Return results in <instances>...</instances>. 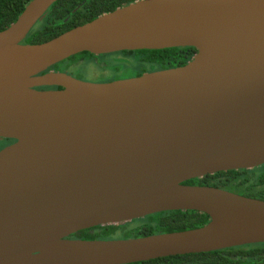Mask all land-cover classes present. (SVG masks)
Returning a JSON list of instances; mask_svg holds the SVG:
<instances>
[{"label": "water", "instance_id": "1", "mask_svg": "<svg viewBox=\"0 0 264 264\" xmlns=\"http://www.w3.org/2000/svg\"><path fill=\"white\" fill-rule=\"evenodd\" d=\"M56 1L31 0L0 32V140L13 141L0 149V264H136L263 244L264 201L184 183L264 165V0H138L22 44ZM186 47L196 53L184 66L109 83L41 74L82 53ZM175 211L209 222L69 239Z\"/></svg>", "mask_w": 264, "mask_h": 264}, {"label": "trees", "instance_id": "2", "mask_svg": "<svg viewBox=\"0 0 264 264\" xmlns=\"http://www.w3.org/2000/svg\"><path fill=\"white\" fill-rule=\"evenodd\" d=\"M31 0H0V32L8 28L22 13ZM138 0H57L35 24L29 34L21 42L26 45H35L48 42L57 36L83 24L98 16L112 12L124 5ZM73 14L72 11L80 6ZM71 14V15H70ZM68 18L66 21L65 19ZM196 53L194 48H171L155 51H126L109 55L94 56L82 53L64 60L50 70L65 73L82 79L74 66L94 62L98 57L104 60V69L115 70L113 79L100 80L110 82L125 79L118 75L119 69H132V77L144 73L173 69L184 66ZM116 56V57H113ZM40 74V75H41ZM131 78V77H129ZM104 80V81H103ZM55 88L56 87H50ZM49 88V89H50ZM11 140H0V149L11 143ZM184 185H196L219 188L247 198L264 201V165L251 170H237L220 172L205 176L201 179L190 180ZM145 222L130 226L97 227L79 231L69 237L85 241L135 239L160 233L181 232L200 228L209 222V217L192 211L163 212L148 216ZM130 226V227H128ZM264 263V243L229 248L210 253L191 254L156 259L136 264H258Z\"/></svg>", "mask_w": 264, "mask_h": 264}, {"label": "rangeland", "instance_id": "3", "mask_svg": "<svg viewBox=\"0 0 264 264\" xmlns=\"http://www.w3.org/2000/svg\"><path fill=\"white\" fill-rule=\"evenodd\" d=\"M113 57H116V56H113ZM104 60H107V59L98 57L97 59H95L94 62H89L85 64L82 63V64L74 66L73 70H75L78 74H80V76H82L81 77L82 80L84 81L99 82L102 79L108 81L109 79L115 78L114 73H116V71L112 70V68L110 67L105 70ZM132 72L134 73L133 68L132 69H122V70L119 69L117 73L122 78H129V77H132ZM145 218L133 220L127 223V225L136 226L137 224L144 223L146 221Z\"/></svg>", "mask_w": 264, "mask_h": 264}, {"label": "flooded vegetation", "instance_id": "4", "mask_svg": "<svg viewBox=\"0 0 264 264\" xmlns=\"http://www.w3.org/2000/svg\"><path fill=\"white\" fill-rule=\"evenodd\" d=\"M75 78V77H74ZM131 78H133V77H131ZM78 79V78H77ZM125 79H127V78H125ZM79 80H82V79H79ZM119 80H122V79H119ZM82 81H84V80H82ZM113 81H116V80H113ZM86 82H91V81H86ZM110 82H112V81H110ZM92 83H109V82H92ZM45 89H49V88H45ZM50 89H53V88H50ZM55 89V88H54ZM13 142H11V143H9V144H7V145H5L4 147H6V146H8V145H10V144H12ZM3 147V148H4Z\"/></svg>", "mask_w": 264, "mask_h": 264}]
</instances>
